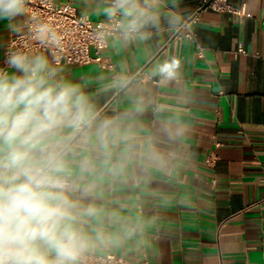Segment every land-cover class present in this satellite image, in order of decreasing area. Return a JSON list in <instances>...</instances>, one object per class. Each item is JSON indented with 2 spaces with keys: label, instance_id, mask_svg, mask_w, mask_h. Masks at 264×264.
I'll use <instances>...</instances> for the list:
<instances>
[{
  "label": "crops",
  "instance_id": "obj_1",
  "mask_svg": "<svg viewBox=\"0 0 264 264\" xmlns=\"http://www.w3.org/2000/svg\"><path fill=\"white\" fill-rule=\"evenodd\" d=\"M57 1L97 22L107 20L112 0ZM199 1L160 0V23L147 39H110L114 70L54 66L96 114L90 129L51 141L76 186L72 198L97 209L86 229L111 238L91 253L152 264H264V0H231L247 15L206 11L195 40L175 37ZM173 14L179 24L168 23ZM6 23L0 65L16 35ZM15 25L23 32L25 15ZM172 58L179 75L164 81L154 69ZM104 121L110 126L98 134ZM210 154L215 167L205 163Z\"/></svg>",
  "mask_w": 264,
  "mask_h": 264
},
{
  "label": "clouds",
  "instance_id": "obj_2",
  "mask_svg": "<svg viewBox=\"0 0 264 264\" xmlns=\"http://www.w3.org/2000/svg\"><path fill=\"white\" fill-rule=\"evenodd\" d=\"M28 0H0V21L11 32L26 14ZM160 0H112L109 18L119 13L120 39H147L146 29L160 23ZM31 38L55 56L62 35L47 21L33 18ZM170 25L180 23L173 14ZM0 67V264H83L86 255L111 242L110 236L85 225L97 209L72 198L60 145L51 143L62 134L81 133L96 119L89 96L75 83L58 79L49 57L16 48ZM176 58L154 71L164 81L179 75ZM110 126L104 121L98 134ZM103 139V137H101Z\"/></svg>",
  "mask_w": 264,
  "mask_h": 264
},
{
  "label": "built area",
  "instance_id": "obj_3",
  "mask_svg": "<svg viewBox=\"0 0 264 264\" xmlns=\"http://www.w3.org/2000/svg\"><path fill=\"white\" fill-rule=\"evenodd\" d=\"M112 6V1H110ZM206 11L224 12L246 16V7H235L231 0H200L192 13L179 25L175 37L196 39L195 27L202 14ZM33 18L50 22L62 35L60 48L55 49V56L47 46L40 45L34 41L29 31ZM121 17L116 13L106 21H92L88 15L79 14L76 7L70 2H58L57 0H28L25 14V29L23 35H13L6 46L4 57L0 67H6L4 60L10 50L25 48L39 53H49L52 57L53 66L75 65L83 66L97 63L101 67L114 70V64L105 55L109 47L110 39L120 37L119 22ZM203 48H199V55L203 56ZM239 52L244 53L242 47ZM220 145V144H218ZM218 157L210 154L206 157L205 163L215 167ZM70 183V182H69ZM216 184L217 180H213ZM83 264H152L148 258L139 261H129L114 253L94 254L85 256Z\"/></svg>",
  "mask_w": 264,
  "mask_h": 264
}]
</instances>
